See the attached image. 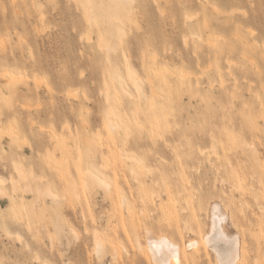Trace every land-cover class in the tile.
Wrapping results in <instances>:
<instances>
[{"label": "rangeland", "instance_id": "obj_1", "mask_svg": "<svg viewBox=\"0 0 264 264\" xmlns=\"http://www.w3.org/2000/svg\"><path fill=\"white\" fill-rule=\"evenodd\" d=\"M0 179V264H264V0H0Z\"/></svg>", "mask_w": 264, "mask_h": 264}, {"label": "bare ground", "instance_id": "obj_2", "mask_svg": "<svg viewBox=\"0 0 264 264\" xmlns=\"http://www.w3.org/2000/svg\"><path fill=\"white\" fill-rule=\"evenodd\" d=\"M120 2L122 1H129V0H118ZM131 2V0H130ZM215 9V8H214ZM88 23L90 21H93L94 19V10L93 8H89V14H88ZM90 24V23H89ZM6 73V78L14 83L15 82V76L16 74H13L10 71L5 72ZM2 72V74H5ZM4 76V77H5ZM8 76V77H7ZM20 76V75H18ZM132 75H129V77H131ZM21 77V76H20ZM19 79H22L20 78ZM128 77V75H127ZM134 77V76H133ZM135 78V77H134ZM18 79V80H19ZM17 80V79H16ZM132 80V79H131ZM134 80V79H133ZM137 80V78H136ZM133 81V87L136 90V93L138 94V99L139 100H143L146 99L145 95L142 92V88L141 85L139 84V82L137 81ZM120 86L122 88L123 94L125 97L127 98H133V95L129 92V90H127L125 88L124 85H122L120 83ZM134 93V94H136ZM136 94V95H137ZM135 96V95H134ZM136 97V98H137ZM134 99V98H133ZM137 99V102L139 101ZM148 99V98H147ZM146 99V100H147ZM131 100V99H130ZM135 100V99H134ZM133 100V101H134ZM140 102V101H139ZM147 102H149L147 100ZM153 102V101H152ZM135 103V102H134ZM154 103V102H153ZM152 103V104H153ZM139 104V103H138ZM151 104V103H150ZM134 105V104H133ZM136 106V105H134ZM138 106V105H137ZM149 106V105H148ZM151 106V105H150ZM154 106V105H153ZM152 108V107H151ZM133 117V116H132ZM137 119H135L136 122ZM138 125L139 122H136ZM106 126L108 127L109 131L112 133V131H116L119 129V124L116 122L115 118L113 117H109L106 120ZM140 127V125L138 126ZM126 160V157L124 158ZM128 159V158H127ZM131 161L136 162L137 164H140L135 157H130L129 158ZM18 170V169H17ZM21 171V170H19ZM17 172V171H16ZM23 173V172H22ZM20 172V177H23ZM132 173H134V170L132 169ZM84 177L81 178L82 180V185L88 189V182L91 186H96L98 188H103V189H109V182H107L103 177H101L99 174L95 173L94 171L91 170H85L83 172ZM11 180V179H10ZM3 182V180L0 179V183ZM12 183V182H10ZM13 184V183H12ZM3 191L0 189V194H2ZM122 205L126 206L127 209H129L128 203L125 200V197H122ZM228 219V218H227ZM214 225L212 224L213 228H211V232L208 235L207 241L209 244V248L212 249V251L214 252L215 256H216V260L218 264H236L237 261L239 262V257H241V249L239 250L237 246H236V242L233 241H229V240H225V237L222 234V230L220 232V230L218 229V226H215V220H213ZM222 228V227H221ZM152 233V232H151ZM146 235V234H145ZM154 235V234H153ZM156 235V234H155ZM163 235V234H162ZM165 235V234H164ZM163 235V236H164ZM131 236V235H130ZM161 236V234L159 235V237ZM166 236V235H165ZM97 236V239L95 241L96 245H94L96 248L95 250L97 252H100L103 249V245L104 242L102 241V239H100V237ZM146 237V236H145ZM156 237V236H155ZM158 237V236H157ZM207 237V236H205ZM147 241L145 243L146 245V254H148V256H150V261L152 264H180V253H181V248L179 246V244H177L176 242L170 241L167 239V237H160L158 239H153L150 236L147 237ZM136 246H137V250L138 252L140 251L142 253V250L144 249V247L142 248L141 243L136 239H134ZM167 242V244H165L164 242ZM107 242V241H106ZM204 242H206L204 240ZM218 242H222L221 244H219ZM94 243V244H95ZM108 243V242H107ZM224 243V244H223ZM168 245H171V248L168 247ZM207 245V244H206ZM241 246V245H240ZM187 247H192L195 248L196 247V242L195 241H191L190 243H188ZM207 247V246H206Z\"/></svg>", "mask_w": 264, "mask_h": 264}, {"label": "snow or ice", "instance_id": "obj_3", "mask_svg": "<svg viewBox=\"0 0 264 264\" xmlns=\"http://www.w3.org/2000/svg\"><path fill=\"white\" fill-rule=\"evenodd\" d=\"M164 243H165V244H167V242H166V241H165ZM168 247H169V248H171V245H168Z\"/></svg>", "mask_w": 264, "mask_h": 264}]
</instances>
